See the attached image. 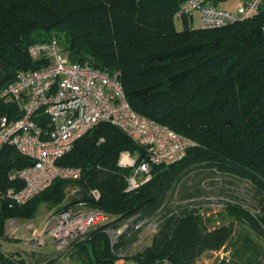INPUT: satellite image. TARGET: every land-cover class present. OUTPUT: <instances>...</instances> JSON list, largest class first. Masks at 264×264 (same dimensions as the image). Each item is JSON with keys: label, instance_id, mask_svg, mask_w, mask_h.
<instances>
[{"label": "trees", "instance_id": "16d2710c", "mask_svg": "<svg viewBox=\"0 0 264 264\" xmlns=\"http://www.w3.org/2000/svg\"><path fill=\"white\" fill-rule=\"evenodd\" d=\"M185 1L0 0V93L19 71L45 66L46 61L30 57L31 45L57 38L71 62L119 73L133 110L193 143L184 160L154 166L152 179L129 191L133 169L122 167L121 158L130 153L140 164L147 150L118 127L100 124L58 162L81 169V179L56 180L25 205L4 204L0 238L9 220H33L44 204L57 213L82 207L109 221L69 247L86 258L83 264H117V251L127 242L122 238L114 245L109 230L131 218L158 217L186 179L201 172L237 177L255 187L257 215L238 203L226 213L264 236V6L247 20L215 30L194 28L185 18L180 31L176 15ZM17 110L0 98V119L16 117ZM36 121L45 129L50 122L44 115ZM33 163L6 148L0 155V190H20L23 185L10 181L9 173ZM234 232L233 225L211 226L198 208L179 215L168 209L153 244L134 260L197 264L203 255L231 245ZM0 263L26 264L12 253L0 254Z\"/></svg>", "mask_w": 264, "mask_h": 264}, {"label": "built area", "instance_id": "2783aa9c", "mask_svg": "<svg viewBox=\"0 0 264 264\" xmlns=\"http://www.w3.org/2000/svg\"><path fill=\"white\" fill-rule=\"evenodd\" d=\"M263 6L264 0H245L236 10H228L215 5L214 0H186L176 16L193 21L198 14L201 29L215 30L247 20ZM28 53L33 60H44L46 64L38 70L19 71L15 81L2 89L0 98L16 105L18 115L0 119V155L6 148H13L34 163L9 173L10 181L23 186L20 190H0V214L4 204L25 205L56 180L81 179V169L61 166L58 162L72 151L78 140L103 123L118 127L147 150L148 157L140 164L137 156L130 153L121 158L122 167L133 169L128 178L129 191L149 182L154 166H171L186 158L193 143L133 110L119 73L109 74L89 63L71 62L57 38L31 45ZM40 115L49 118L48 128L36 121ZM108 221L98 211H63L46 224L44 234L32 231L33 241H26V245L40 249L52 241L56 247L67 249L85 232ZM147 221L131 218L119 228L120 234L142 228ZM109 233L112 238L116 230ZM4 253L0 245V254ZM117 264L128 263L122 260ZM156 264L174 263L166 260Z\"/></svg>", "mask_w": 264, "mask_h": 264}, {"label": "rangeland", "instance_id": "374dc122", "mask_svg": "<svg viewBox=\"0 0 264 264\" xmlns=\"http://www.w3.org/2000/svg\"><path fill=\"white\" fill-rule=\"evenodd\" d=\"M240 5V0H230L229 4L224 3L222 6L236 9ZM191 26L200 28L198 14H195ZM176 27L181 31L184 28L183 21L177 18ZM188 193L194 196L185 199ZM68 194L69 202L74 194L73 187L69 189ZM235 203L243 206L251 214L257 215L260 195L247 180L218 173L193 174L179 187L175 197L169 199L167 209L160 212L158 217L148 220L145 226L139 229L126 230L121 234L120 230L116 229L115 235L112 234L111 238L113 244L116 245L122 238L127 242L117 251L120 258L118 263L123 260L128 264H139L134 257L153 244L168 209L179 215L186 209L198 208L205 221L211 226L233 225L235 232L231 245L218 252L203 255L197 264H264V236L247 228L226 213L227 207ZM78 208L72 210H86L80 209L82 207ZM57 214L56 210H50L44 204L33 220H9L6 224L5 236L0 238L1 248L6 253L24 259L26 264H83L86 258L81 257L75 249L70 247L60 249L52 241L40 249L26 245V241H33L31 232L36 230L38 234H44L46 224ZM212 218L214 220H211Z\"/></svg>", "mask_w": 264, "mask_h": 264}, {"label": "crops", "instance_id": "0c3cea01", "mask_svg": "<svg viewBox=\"0 0 264 264\" xmlns=\"http://www.w3.org/2000/svg\"><path fill=\"white\" fill-rule=\"evenodd\" d=\"M240 1H241V5H242V4L244 3L245 0H240ZM229 2H230V0H228V1H226V2H222V3L219 4V6L222 7V8H224V9H228V10H236L237 8H236V9H232V8L229 9V8H226V7H223V6H222L224 3L229 4ZM192 22H193V21H192ZM18 221H20V220H18ZM49 243H50V241H49ZM16 257H17V256H16ZM18 258H19V257H18Z\"/></svg>", "mask_w": 264, "mask_h": 264}, {"label": "bare ground", "instance_id": "6f19581e", "mask_svg": "<svg viewBox=\"0 0 264 264\" xmlns=\"http://www.w3.org/2000/svg\"><path fill=\"white\" fill-rule=\"evenodd\" d=\"M18 207V206H17Z\"/></svg>", "mask_w": 264, "mask_h": 264}]
</instances>
